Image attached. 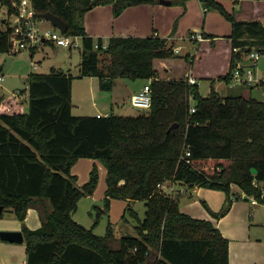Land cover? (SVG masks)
I'll return each instance as SVG.
<instances>
[{"label":"trees","instance_id":"trees-1","mask_svg":"<svg viewBox=\"0 0 264 264\" xmlns=\"http://www.w3.org/2000/svg\"><path fill=\"white\" fill-rule=\"evenodd\" d=\"M158 1L31 0L35 18L46 12L59 17L67 23L65 34L79 38L81 48L75 77L54 68L29 73L27 113L0 94V218L11 209L23 222L30 207L45 201L51 206L39 228H22L25 264H229V241L212 222L181 212L179 196L165 193L162 185L224 192V206L212 213L216 220L228 213L230 194L233 200H240L242 193L264 204V100L242 94L252 86H238L226 97L211 89L204 97L186 77L157 76L153 60L175 57L167 39L112 37L102 49L100 39L86 35L83 16L94 7L111 5L117 17L129 6ZM198 1L230 23L231 49L264 53L260 22L237 20L219 0ZM19 4L0 0L6 17L0 26V53L10 52L11 20ZM240 53L233 55L229 71L218 81L229 84ZM83 77L97 78L102 91H110L117 78L150 80V108L135 116L73 115L72 82ZM79 159L95 160L106 170L103 208L94 206L98 212L92 227L108 212L112 199L145 205L140 220L127 203L125 210L136 219L134 235L121 237L116 250L110 246V224L101 237L72 219L78 201L92 195L99 181L93 165L88 180L77 185L71 169ZM234 187L240 193L232 192Z\"/></svg>","mask_w":264,"mask_h":264},{"label":"crops","instance_id":"crops-1","mask_svg":"<svg viewBox=\"0 0 264 264\" xmlns=\"http://www.w3.org/2000/svg\"><path fill=\"white\" fill-rule=\"evenodd\" d=\"M169 1L171 2V0ZM261 3L264 2L261 0H242L234 6L230 3V1H221V4L224 6L225 10L234 9V7H245L244 11H235L238 17L236 18L237 20L246 22L258 21L264 27V19L260 14V6L262 5ZM203 14L204 8L197 0H190L186 2L185 7L178 5L172 6V2L170 5H164L161 4L160 1L155 4L129 6L124 9L117 17L113 16L111 5H104L94 7L86 12L83 16V26L87 36L94 40L100 39L102 43H107L112 37L143 38L158 36L168 39L169 43L174 45V49L177 50V53L174 54L177 55L180 51L182 53L181 57L175 56L174 58L169 59L153 60V69L156 71V74L160 79H180L183 77H192L196 79V81L198 79H209L210 77L202 76L200 74L195 76V58H197L196 62H198L207 53L211 54L212 56L222 55L224 59L223 72L214 78H210L212 80L218 81L217 79L220 76H224L229 71L231 59L233 55H235V53H232L231 51V41L228 38L231 33V25L230 23H225L226 20L221 15H217L214 12L205 15L204 23L200 24ZM179 15L182 16V19L180 23L178 22L176 30L174 31L173 26ZM191 33L200 34L203 40L201 42L189 40V35ZM178 41L183 43L185 42L186 44L183 46H177L175 44ZM193 46L195 48H193ZM51 68L64 71L63 69L55 68L54 66L50 67V69ZM64 72H67L75 77L78 75L79 70L75 74H72L70 69H67ZM141 81L143 84L137 86L136 80L117 78L113 80L110 91H102L99 88V82H95V77L75 78L71 87V112H73V109L77 111H83L80 113L84 114L80 116L99 115L106 117L110 114H113V104L118 107V103L123 101L125 96L128 95L130 98L134 93L140 91L144 85L148 84L150 80ZM82 82H87L88 84L92 83L93 86L91 87L94 88L95 86V88H98L99 90L93 93L92 89L89 88V90L85 91L84 84ZM221 82L225 83V85L227 84L225 81ZM74 84H77L76 86L83 84V89L80 91L78 100L76 101L73 100ZM237 87L238 86L227 87V89L231 90ZM211 89L218 93L217 88L215 86H211L208 95ZM104 92L110 94L107 95ZM86 97L89 104L84 107L83 104H86V100H84V98L86 99ZM12 101L14 103L20 104L21 110L24 112L22 103L20 101ZM96 162L97 161L91 159H79L72 167L71 173L77 177L78 186L82 185L88 180L89 172L91 171L93 165H96ZM97 167L99 171L98 183L100 182V184L98 185V189L96 188L97 191L95 190L94 194L90 196L94 197L96 201L98 199H103L104 196L102 194L105 192L106 188V184L104 183L103 185V182L101 183L100 179L101 174L103 173V180L105 181L106 170L100 163L97 164ZM174 184L176 183H164L162 185L163 191L167 192L166 188H170L171 191L176 193V190L173 189ZM177 192L181 195L185 192V189ZM233 192L240 193L237 188H233ZM206 197L209 196L206 195ZM247 199L244 198V194L240 193V200ZM250 199L251 198H249V200ZM113 202L117 201H114L113 199L110 201V211L113 207ZM120 203L121 204L115 203V206L119 205L122 207V209H124L123 214L120 212L121 217L124 220L123 217L125 214V205L126 203L131 202L121 201ZM250 204L252 207H255L260 203L256 201V203L253 204L251 199ZM216 206L217 204H214V207ZM261 206L263 207L262 214L251 215L249 212L248 216H246L247 208L245 207L243 213L246 216V220L245 217V221L239 218L240 223H235L233 230L230 231L226 230L227 223L225 222V219L227 214L225 215L226 217H222L218 220H208L212 222L220 231L222 236L229 241V264H264V204ZM214 209L216 210V208ZM50 210L51 209L46 202L38 203L27 210L26 217L23 222L19 221V223H16L10 220L6 222L3 219H0V231H19L22 233L23 226L30 230L37 229L41 226V216H45V214L50 212ZM257 216H259V218L255 219ZM192 218L200 219L201 217L192 216ZM125 223H127V220H125ZM236 241L238 242L234 245ZM21 244H24V242ZM25 261L26 254L24 245H20L19 247L15 243L6 242L0 239V264H25Z\"/></svg>","mask_w":264,"mask_h":264},{"label":"rangeland","instance_id":"rangeland-1","mask_svg":"<svg viewBox=\"0 0 264 264\" xmlns=\"http://www.w3.org/2000/svg\"><path fill=\"white\" fill-rule=\"evenodd\" d=\"M188 1H185L183 3H174L172 4V6L178 5L185 7L186 2ZM225 1H230V3L234 6L237 5V3H234L232 0H225ZM261 1L264 2V0ZM261 4L262 5L260 6L261 7L260 14L261 16H263L264 19V3ZM235 8L236 7L230 10L226 9L227 11L225 9L224 10L229 14H233L235 18H238L235 11L236 10L238 12L244 11L245 7L241 6V8L239 7H237L236 9ZM212 12H214L217 15H221L219 12L215 10H204V14L203 17H201L200 24L204 23V16ZM1 14L2 16L4 15L3 11ZM181 19L182 16L179 15L178 19H176V22L173 26L174 31L176 30V26L178 22L180 23ZM225 23L228 24L229 22L226 20ZM41 27H43L45 30L46 29L54 30V28L51 27L50 24L45 21H42ZM77 42H78V47H72L68 49L57 47L55 45L45 44V43L44 44L35 43L33 44V49L26 48L19 51H12L9 53H0V66H2V69L0 71V76L3 78L2 82H0V94L7 99L9 98L14 101H20L22 103L24 113H27L29 110L28 97H27V88H28L27 76L29 75V73H48L50 67L52 66H54L55 68H61L64 71L70 69L72 74L77 73L79 70L78 65L80 62V48H81L80 40H77ZM185 44H186L185 42L183 43L181 41H178L175 45L183 46ZM172 46L174 50V45ZM193 48L195 47L193 46ZM181 53L182 52L180 51L179 54L177 55L174 54V55L181 57ZM196 61L197 58H195L194 60V69L196 72L195 76L200 74L202 76L214 78L215 76L223 72L224 59L222 55L212 56L211 54L207 53L202 57L200 61L198 62ZM240 61L243 65H248L250 63V61L246 57H241ZM254 70H255L256 78L264 79V53L260 54L259 60L257 62V66L254 68ZM210 78L197 80L198 89H199L198 91L201 96L204 97L207 96L211 86L212 87L215 86L217 88L218 93L221 97L227 96L228 94H231V92H233L227 89V87H230L229 85L227 84L225 85V83L221 81L212 80ZM95 82L98 83L99 80L95 78ZM82 83L84 84L85 91L89 90V88L92 89L93 93L99 90L98 88H95V86L94 88H92L91 87L93 86L92 83L91 84H88L87 82H82ZM136 83L137 86L143 84V82L139 79L136 80ZM83 84H79V86H76L77 84H74L73 86L74 101L78 100V95L80 91L83 89L82 86ZM106 94L109 95L110 93H106ZM242 94L244 97L250 96L260 101L264 100V89L262 88V84L252 85L251 89L246 87L245 89L242 90ZM128 98H129L128 95L125 96L124 100L118 103L119 104L118 107H116V105L113 104L114 107L112 111L113 114L121 115V116L123 115L135 116L145 112L144 110H140L132 107L130 105V98L129 99ZM84 100H86V104H83V106L86 107L89 104L87 101V97L86 99L84 98ZM80 112L83 111H77L73 109L72 114L73 115L75 114L77 116L84 114ZM97 164L99 163L96 162V165ZM100 179H101V183L103 182L104 185L105 181L103 180V173L101 174ZM99 184L100 182L97 184L96 187L97 189L99 187L98 186ZM173 189L176 190V193L171 191L170 188L169 189L166 188L167 192L165 193L170 194L174 197L179 194L177 191L185 189V192L183 194L178 195L179 196L178 202L180 205L181 212L188 214L190 217L200 216L201 217L200 219L203 220H210V219L213 220L214 216L212 215V213L219 212L221 208L224 206L226 200V195L224 192L218 190H212L204 187H197V186L191 187L182 183H176L173 185ZM102 195L104 196V193ZM206 195H208L209 197H206ZM90 196H85L81 198L77 203L75 211L72 213V219L85 228H91L93 225V222L96 217V213L98 212L94 208V206L103 208V199L102 200L98 199L99 201L98 200L96 201L94 197H90ZM230 198L232 200V203L226 215L227 217L223 216V218L226 217L225 219V222L227 223L226 230L228 231L233 230L234 224L237 222L240 223L239 218L244 220L245 217L246 220V216H248L249 212L251 215L262 214L263 207L261 206L262 205L261 203L258 206L252 207V205L250 204L251 199L249 200V198L248 199L246 198L247 200H233L232 194H230ZM113 200L117 202H113L114 204L111 211L109 206L108 212L106 214L101 215L98 218L97 224L94 225L92 228L94 234L102 237L105 235L107 225L110 224L113 228V234H114V238L111 240L110 246L112 249L116 250L119 248V241L121 237L128 236L131 234L133 235L134 233L133 227L134 225H136V219L133 218L127 210H125V214L123 217L124 220H123L121 217V213L123 214L124 209H122V207L119 205L115 206V203L121 204L120 202L122 200H115V199ZM45 202L49 205L51 209L49 202L48 201ZM214 204H217V206L214 207ZM129 207H131V209L136 213V216L140 220L143 219L146 208L142 201H133L129 203ZM245 207L247 208L246 216L243 213ZM214 208H216V210ZM258 218L259 216H257L255 219ZM0 219H3L6 222L10 220L19 223V220L15 218L14 214L11 212V209L5 210ZM125 220H127V223H125ZM237 242L238 241H236L234 245ZM20 245L25 246V244H17V246L19 247Z\"/></svg>","mask_w":264,"mask_h":264},{"label":"built area","instance_id":"built-area-1","mask_svg":"<svg viewBox=\"0 0 264 264\" xmlns=\"http://www.w3.org/2000/svg\"><path fill=\"white\" fill-rule=\"evenodd\" d=\"M2 9L0 7V26L5 23L6 17L2 16ZM35 11L32 7L31 0H20L19 4V13L16 18L12 20V31L9 35V41L11 44L10 52L19 51L26 48H33V44H44L46 42L52 43L53 45L61 48H72L78 47L79 38L71 37L61 32L58 28L52 26L48 21L42 20L40 18H35ZM42 21L48 22L54 30L44 29L41 27ZM189 40L201 42L202 36L197 33H191L189 35ZM107 43H102L101 48L105 49ZM94 48H99L98 44L95 43ZM232 53H240L239 49L232 48ZM174 53H177V50H173ZM240 57H246L250 63L248 65H243L240 59L235 61V67L231 72V80L229 86H242V85H255V84H264V79L256 78L254 68L257 66L260 53L256 51L241 52ZM252 67V68H250ZM187 82L190 85L197 84L196 79L192 77H186ZM3 78L0 76V82ZM150 81L148 84L144 85L143 88L134 93L130 97V105L136 109L148 110L151 104V91L149 87ZM193 109H190V112H193ZM97 117H100L99 115ZM186 156H189V153L186 152ZM264 198V192L262 194ZM252 199V203L255 204L256 200Z\"/></svg>","mask_w":264,"mask_h":264},{"label":"water","instance_id":"water-1","mask_svg":"<svg viewBox=\"0 0 264 264\" xmlns=\"http://www.w3.org/2000/svg\"><path fill=\"white\" fill-rule=\"evenodd\" d=\"M161 4L170 5L169 0H159ZM40 19L48 21L52 26L58 28L61 32L65 33L67 30V23L57 16H54L50 12L43 13L39 16ZM2 67L0 66V71ZM177 125H172L171 129H174ZM251 173L255 174L256 170L251 169ZM1 210V208H0ZM0 239L6 242L21 244L24 242L23 234L19 231H0Z\"/></svg>","mask_w":264,"mask_h":264}]
</instances>
